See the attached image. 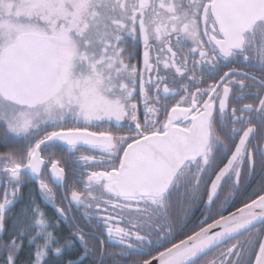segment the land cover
<instances>
[{
    "label": "snow or ice",
    "instance_id": "6c2138e0",
    "mask_svg": "<svg viewBox=\"0 0 264 264\" xmlns=\"http://www.w3.org/2000/svg\"><path fill=\"white\" fill-rule=\"evenodd\" d=\"M26 250L264 264V0H0V264Z\"/></svg>",
    "mask_w": 264,
    "mask_h": 264
},
{
    "label": "trees",
    "instance_id": "16d2710c",
    "mask_svg": "<svg viewBox=\"0 0 264 264\" xmlns=\"http://www.w3.org/2000/svg\"><path fill=\"white\" fill-rule=\"evenodd\" d=\"M260 178H261L260 176L259 177H255L250 182L249 186L247 187V191L243 193L242 197L237 198L236 201H235V203L231 207H229L225 213H228V212H230L232 210L237 209V207L242 206V203H243L244 200H247V198L249 196L254 195L255 192H257L258 189H259ZM35 188H36V185L35 184H29V185L25 186L22 189V192L25 195H27V193L30 190H35ZM36 198H37L38 201L40 200V197L38 195L36 196ZM19 207H20V205L18 204L16 206V209L14 211L18 210ZM200 210H201V208H200ZM45 211L48 212V214L50 216H52L54 218L56 217L55 210L53 208H51L50 206H46L45 207ZM198 221H199V219L195 215H193L192 218H191V220L189 221V224H188V228L189 229H188V231L186 233H190L194 228H197ZM67 228H68L67 225L62 224L61 225V234L67 235L68 234ZM197 230H198V228H197ZM183 237L186 238L185 236H182V238ZM3 238L6 240L7 239V235L5 234ZM107 251L111 252L108 248H107ZM78 254L79 253L77 252L74 255L69 256L68 258L69 259H75L76 258V255H78ZM27 259H28V250H26V251H24V252L21 253V255H20L21 264H25V262L27 261ZM0 260H2V256H0ZM85 264H89V262L88 261H85Z\"/></svg>",
    "mask_w": 264,
    "mask_h": 264
},
{
    "label": "flooded vegetation",
    "instance_id": "af4514ba",
    "mask_svg": "<svg viewBox=\"0 0 264 264\" xmlns=\"http://www.w3.org/2000/svg\"><path fill=\"white\" fill-rule=\"evenodd\" d=\"M134 51L137 53V56H136V59L132 61V63L137 64L138 66L142 67V55H140V53L142 52V49L140 47H137ZM138 103H139V101H138ZM141 107H142V105H141ZM108 127H110V125L101 124L99 129L94 128L92 130H102V129L108 128ZM54 151H56V150H54ZM45 155H47V153H45ZM56 155H57V158L62 159V154L59 151H56ZM45 162L47 163V161H45ZM259 176H260V172H259V168H257V175L255 177H259ZM45 178L48 179V182L53 187L54 191H56L58 193L60 191V189L58 187H56L55 184L51 183V180L47 177V174H45ZM57 203H60V202L57 201ZM61 206H63V205H61ZM200 208H201V210H200ZM203 211H204V209H203L202 205H193L190 209H187L188 214H187V216L185 218H186L188 224H189V221L191 220L193 215H195L200 221L203 218L202 217V212ZM76 214H77V216L79 215V213H76ZM199 221H198V224H199ZM81 226H83V222H81ZM67 227H68V225H67ZM188 229L189 228L187 227L185 229V232H187ZM67 231H68V228H67ZM182 236L183 235L178 236L176 238L175 242H178L179 239H183L184 237L182 238ZM105 248L106 249L108 248L110 251H113V249L111 247H109L107 244L105 245ZM162 250H164V249L161 248L160 251H162ZM155 254H157V253L155 251H153L152 255H155ZM211 255H215V253H212ZM134 258H144V257H134ZM108 264H111V261H108Z\"/></svg>",
    "mask_w": 264,
    "mask_h": 264
},
{
    "label": "water",
    "instance_id": "95a60500",
    "mask_svg": "<svg viewBox=\"0 0 264 264\" xmlns=\"http://www.w3.org/2000/svg\"><path fill=\"white\" fill-rule=\"evenodd\" d=\"M234 211H236V209L235 210H232V211H230V212H234ZM229 213V212H228ZM228 213H226L225 215H227ZM178 243V242H177ZM153 264H157V262L156 261H153Z\"/></svg>",
    "mask_w": 264,
    "mask_h": 264
}]
</instances>
